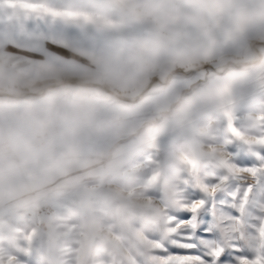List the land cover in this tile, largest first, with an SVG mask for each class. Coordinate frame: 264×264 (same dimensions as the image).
I'll list each match as a JSON object with an SVG mask.
<instances>
[{"label": "clouds", "instance_id": "clouds-1", "mask_svg": "<svg viewBox=\"0 0 264 264\" xmlns=\"http://www.w3.org/2000/svg\"><path fill=\"white\" fill-rule=\"evenodd\" d=\"M44 2L63 9L68 0ZM140 2L155 7L162 21L176 18L168 27L177 40L158 60L117 63L101 54L106 44L94 26L82 49L75 23L45 17L21 27L9 22L13 10L0 0L5 262L138 264L145 241L160 237L167 218L194 195L190 179L212 183L234 162L220 98L203 96L215 82L235 77L230 95L238 130L249 145L264 147L256 143L264 137V0H228L217 15L197 0ZM136 30L150 34L151 17ZM50 32L73 39L64 59L75 66L49 63L35 51L36 37ZM149 128L159 129L158 160L144 138ZM234 180L239 189L253 182L243 172ZM222 187L225 196L233 193Z\"/></svg>", "mask_w": 264, "mask_h": 264}, {"label": "snow or ice", "instance_id": "snow-or-ice-1", "mask_svg": "<svg viewBox=\"0 0 264 264\" xmlns=\"http://www.w3.org/2000/svg\"><path fill=\"white\" fill-rule=\"evenodd\" d=\"M4 2L13 10L7 18L9 22L21 27L28 21L45 17H52L53 20L63 18L65 23H75L81 29L82 49L88 46L89 25L94 26L96 37L106 44L101 54L117 63L158 60L177 40L176 32L168 27L169 23H175L176 18L162 21L155 14V7L142 4L140 0H104L102 3L87 0L81 5L68 0L63 9L52 7L44 0ZM197 3L209 15L220 14L228 8V0H197ZM149 17L151 33L146 35L136 30L143 27ZM243 19L241 15L238 27ZM3 21L4 18L0 17V23ZM203 38L210 39L206 32ZM47 42L53 46L51 50L45 46ZM74 46L73 39L54 32L41 33L35 40V51L49 63L61 62L75 66L71 59H64L70 56L65 49ZM234 78L215 82L203 93L204 98L210 101L220 98L231 136L229 152L234 162L226 163V173L212 183L201 181L198 176L190 179L189 190L194 195L178 208L175 215L167 218L169 226L160 237L145 241L148 251L138 264H264V147L257 149L249 145L238 130L230 95ZM192 103V100L186 101L183 108ZM158 132L159 129L149 128L144 134L145 140L154 149H157ZM256 143L264 146V137ZM233 148L236 150L233 151ZM151 159H159L158 149ZM188 163L195 167L194 161ZM238 172L248 173L253 182L243 189L236 188L234 176ZM155 179L156 176H153ZM222 186H232L233 193L225 196ZM25 239L31 243L32 235ZM0 264L12 262H5L0 256Z\"/></svg>", "mask_w": 264, "mask_h": 264}, {"label": "rangeland", "instance_id": "rangeland-1", "mask_svg": "<svg viewBox=\"0 0 264 264\" xmlns=\"http://www.w3.org/2000/svg\"><path fill=\"white\" fill-rule=\"evenodd\" d=\"M11 2H12V3H16V2H17V0H11ZM235 150H236V149H235V148H233V151H235ZM204 215H205V217L207 218V213H206V212H205V214H204Z\"/></svg>", "mask_w": 264, "mask_h": 264}]
</instances>
